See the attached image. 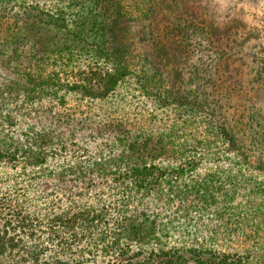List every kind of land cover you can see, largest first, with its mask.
Segmentation results:
<instances>
[{
	"label": "trees",
	"instance_id": "16d2710c",
	"mask_svg": "<svg viewBox=\"0 0 264 264\" xmlns=\"http://www.w3.org/2000/svg\"><path fill=\"white\" fill-rule=\"evenodd\" d=\"M1 1L17 30L0 62H22L0 65V264H264V132L228 128L218 79L245 38L178 0L139 17L129 0ZM129 81L175 112L166 130L95 112Z\"/></svg>",
	"mask_w": 264,
	"mask_h": 264
},
{
	"label": "rangeland",
	"instance_id": "374dc122",
	"mask_svg": "<svg viewBox=\"0 0 264 264\" xmlns=\"http://www.w3.org/2000/svg\"><path fill=\"white\" fill-rule=\"evenodd\" d=\"M147 1L129 0L127 3L130 5L133 3L134 5V2H137L138 12H136L135 16L139 17L144 12ZM178 2L180 7L187 12L199 13V11L207 7V12H211L210 18L213 19L214 25L219 28V31L222 32L225 29L232 32V38H245L244 46L239 48L236 54L231 55L228 67L225 66L218 76L220 82H227L234 91L232 97L228 99L227 104L223 102L222 112L228 119V128H230L231 124H235L233 129L240 137L244 135L242 128L246 126L247 120L251 121L250 118L252 116L255 118V121L251 122V124L249 123L247 126L252 125L253 132L255 133L258 131L264 132V75L258 74L262 60H264V0H178ZM4 10L3 1L0 0V42L5 32L17 30L13 23L14 18L1 17ZM210 55L213 57L212 53ZM203 59H206V57ZM3 60L0 62L1 66H5L6 64L11 67V65H21L20 62H22V60L17 61V58H12L10 62L9 59ZM10 71H3L1 79H5ZM131 83L129 81L125 86H122L121 94H115L116 96L114 95L109 102L91 105L95 108V112H99L102 115L104 113H111L115 118H123L130 124H137V120L140 117H144L157 131L166 130L165 125L169 124V120L176 115L175 112H172V110L160 111L152 100H144L143 97H138V94L135 96L132 92L134 89L131 87ZM221 92L226 93V87H222ZM72 102L69 104L71 107L74 105V102ZM17 105H20V103L18 102ZM250 111L254 112V114L256 113V115H251ZM238 116L241 117L239 122L236 119ZM237 123L241 124L238 126ZM179 125L181 124L176 123L175 120V127L179 129ZM82 193L84 195L79 198L80 203L94 205L92 196L89 195L87 197L85 192ZM103 199L111 200L107 196L103 197ZM193 217L194 215L192 214ZM186 228V235L188 237L196 235L199 242L202 238H205V235H202L204 230L197 229L194 225H189ZM178 237L179 235H176V238ZM176 238H172L169 241L170 244L165 245V248H179L184 244ZM162 239L166 243L167 238L162 237ZM190 242L193 241L189 239L185 244ZM225 242L228 243L229 241L221 239L216 246L226 250L227 245Z\"/></svg>",
	"mask_w": 264,
	"mask_h": 264
}]
</instances>
